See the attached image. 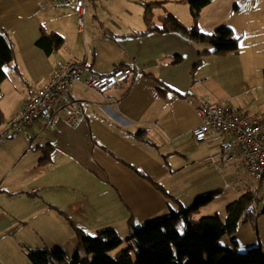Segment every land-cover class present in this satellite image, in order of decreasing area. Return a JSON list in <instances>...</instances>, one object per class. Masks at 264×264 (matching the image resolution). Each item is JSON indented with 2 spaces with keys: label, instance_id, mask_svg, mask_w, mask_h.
Returning a JSON list of instances; mask_svg holds the SVG:
<instances>
[{
  "label": "crops",
  "instance_id": "1",
  "mask_svg": "<svg viewBox=\"0 0 264 264\" xmlns=\"http://www.w3.org/2000/svg\"><path fill=\"white\" fill-rule=\"evenodd\" d=\"M144 1L148 0H85V24L79 27L71 5L59 0H0V29L7 30L12 39L25 36L33 46L31 51L16 45L17 75L27 81L22 69L34 72L43 66L37 69L39 79L32 77L35 87L22 89L6 105L0 103L5 119L47 81L56 60L76 64L83 75L105 74L120 67L132 70L104 99L75 85L60 106L29 125L26 131L43 130V140L36 147L44 144L45 161L43 156L38 160L32 151L36 147L32 149L27 138H0V264H30L27 254L35 248L59 246L67 253L73 251L77 246L74 231L57 210L88 234L98 228L117 230L118 225L124 231L129 217L143 224L178 208L177 203L168 204L150 181L164 183L174 178L167 184L173 193L165 189L174 197L201 180L205 184L190 196L214 192V199L223 193L218 185L223 172L233 170L239 179L247 171L232 136L210 131L205 141L196 142L192 129L201 121L195 111L204 102L243 113L264 125V0L239 6L237 15L223 11L225 0H212L201 10L198 31L211 33L219 26H229L239 45L236 53L202 56L193 75L192 64L210 45L177 32L126 35L144 29ZM116 2L120 11L111 7ZM187 11L170 12L190 27L188 7ZM41 28L63 37L61 48L50 55L34 45ZM26 51L40 64L31 63ZM8 70L15 72L10 65ZM234 95L240 105L226 100ZM3 99L1 89L0 102ZM75 100L83 115L75 126L65 129L58 116L63 104ZM55 119L64 132L62 128L46 130ZM140 129L146 131L148 143L129 136ZM82 143L88 148L87 159L77 154V145ZM229 183L226 177L225 184ZM255 183L236 195L259 187L261 196L264 189Z\"/></svg>",
  "mask_w": 264,
  "mask_h": 264
},
{
  "label": "trees",
  "instance_id": "2",
  "mask_svg": "<svg viewBox=\"0 0 264 264\" xmlns=\"http://www.w3.org/2000/svg\"><path fill=\"white\" fill-rule=\"evenodd\" d=\"M177 1L187 4L192 20L190 27L185 26L167 11L158 16L156 22L154 10L164 9L165 1L148 0L142 3L144 29L126 35L142 36L152 31L177 32L196 43L210 45L211 48L200 52L198 59L192 64V75L200 66L202 56L238 52L239 40L231 27L220 26L211 33L198 31L196 22L200 12L212 0ZM63 41L60 34L41 28L34 45L44 54L50 55L61 48ZM14 51V43L9 32L0 29V93L1 83L6 78L4 68L6 65H10L12 70L20 75ZM5 120L0 109V127ZM129 136L142 143H148L149 140L146 131L142 129L130 133ZM45 159L46 155L43 154L42 161ZM150 183L152 184L151 181ZM156 186L160 187L164 194L169 195L160 184ZM258 193L259 187L247 190L228 202L225 206L224 220L216 213L194 216L195 211L212 201L214 192L196 196L189 206H183L179 200L174 199L179 206L177 209L171 210L166 216L147 220L143 224H137L133 217H129L126 222L128 230L124 248L115 229L106 227L98 229L93 235L88 234L78 228L63 211L57 210L69 221L77 246L71 254L59 246L35 248L29 250L27 258L30 264H264V249L260 246L247 248L243 252H229L228 246L218 245V239L222 235L234 234L240 221L251 219L254 222L258 215L264 214V204L261 209L257 206L260 200Z\"/></svg>",
  "mask_w": 264,
  "mask_h": 264
},
{
  "label": "built area",
  "instance_id": "3",
  "mask_svg": "<svg viewBox=\"0 0 264 264\" xmlns=\"http://www.w3.org/2000/svg\"><path fill=\"white\" fill-rule=\"evenodd\" d=\"M70 4L77 16V25L85 24V0H59ZM132 74L130 67L115 68L109 73L83 75L76 64L56 60L50 77L35 89L23 106L9 117L1 134L24 133L29 125L39 116L53 112L70 95V91L79 84L102 96L111 88L124 82ZM63 125L65 129L75 126L83 115L79 101L63 104ZM200 123L192 129L196 142L205 141L209 132L228 134L233 137L238 151L244 158L249 175L264 189V125L255 118L243 113L229 111L219 104L204 102L196 108ZM264 204V192L259 197Z\"/></svg>",
  "mask_w": 264,
  "mask_h": 264
},
{
  "label": "rangeland",
  "instance_id": "4",
  "mask_svg": "<svg viewBox=\"0 0 264 264\" xmlns=\"http://www.w3.org/2000/svg\"><path fill=\"white\" fill-rule=\"evenodd\" d=\"M166 1L167 2L165 3L164 9L157 8L154 10V20L156 22H158L157 17L160 16L161 14H164L165 13L164 11L170 12V11L174 10L175 12H177V14H181V10L183 9L185 11V13L188 12L187 11V4L180 3L183 6H176V5L172 4L173 2L170 0H166ZM249 1H252V0H225V3L223 4V11L225 12L228 9L230 11V13L237 15L236 11L238 10L239 6H240V9L246 8ZM118 3L119 2L112 4L111 7L113 10H115V11L121 10L120 4L118 6ZM125 3H128V2H125ZM249 5H252V3L250 2ZM222 26H226V25H222ZM24 38H25V36L18 35L17 39H12V41L14 43V50H16V45L18 47V44H19L20 46L23 45L32 51L33 46H30L29 44H27L26 40ZM207 46H209V45H207ZM27 53L28 52L26 51V54ZM28 56H29V60L31 63H34L36 65L40 64L38 59L33 57L32 54H29ZM4 68H5V72H6V78L4 79L3 85L1 86L2 94L4 96V99L0 102L2 105H6L7 102L12 101L14 98L18 97V95L22 91V89L26 90L27 87H30V88L35 87L37 82L33 81L32 77L39 79L40 73H39V71H37V69L42 70L43 66L35 67L36 69L34 72H32V71H26L25 72L22 69L23 77H25V79L28 77L27 81H24V78H21L15 72L9 71L7 65ZM226 100L228 102H232L233 104H239L240 105V103H241V102H239V99L235 95L228 97ZM249 109H251V108H249ZM63 112L64 111H61L59 116H58V117H60V119L63 118V115H64ZM3 125H4V123L0 127V133H1ZM45 128L47 131H49V130L61 131V128H62V131L64 132L63 125L60 126V122L57 119H55L53 121V125H51V126L46 125ZM11 134H13V135H11ZM41 134H43V130L42 131L41 130H39V131L29 130V131H25L24 133H12L11 131H7V132L1 134L0 138H2V137H13V138L14 137H25L31 141L30 146H32V149H34L36 147V145L38 143L42 142V140H43L42 138H43L44 134L43 135H41ZM45 141H46V139L44 140V142ZM43 146H44V144H41L38 147H36L34 150H32V151H35V154L38 156V160L40 157L43 156V152H41V148ZM77 146H78V148H77L78 156L82 157L84 159H87L88 148L86 146V143H82L81 145H77ZM56 147L58 149H60V147L58 145ZM163 150H165V147L163 149H160L161 152ZM163 157H164V159L166 158L165 156H163ZM164 161L166 163V160H164ZM41 163H43V162H41ZM225 176L229 178V182H230L229 185L225 184V178H226ZM238 177H239V179H237L235 177L233 170L223 172L222 176H220V178H219L220 182L218 183V185L221 188H223V193L221 195L215 196V198L212 201H209L207 204L201 206L197 211L194 212V216L197 217V216L211 215V214L216 213L219 215V217L222 220H224L225 214H226L225 213V208H226L225 206L228 202H231L234 198H236V196H238V195H236V193L242 192L243 190H245L247 188V186H248V188L249 187L253 188V186L256 185V183H255L256 181L249 174H247L246 170H244L243 175L239 174ZM240 178H242V179H240ZM173 179L174 178H171V180H165L164 183L161 181L160 182L151 181V182H152V185H154L153 187L158 192H160L163 197H165L166 201H168L167 203L168 204H174V205L176 204L174 201V199H175L174 197H177L179 199V201H181V204L183 206L191 205L193 203V200L195 197H191L190 195L191 194L193 195L196 188H199L200 186L205 184V183L201 182V180H199L197 182V184H195L193 186L192 189H184L180 194H177V196H174V197L164 194L160 190V187L156 186L157 184H160V186L163 187L164 190L167 188V190L171 194V193H173L171 191L172 187H169L167 184L173 183ZM180 181H181V179L179 180V182ZM183 184H184V182L181 181L180 186L182 187ZM226 200H229V201L225 204L224 202H226ZM257 206L259 208L260 207L262 208V204H261L260 200L257 203ZM167 211H168V207L166 206V212ZM118 227H119V229H117V230L115 229V230L117 231L119 238L122 240V248H124L125 247L124 239L127 236V228H124V231H122V229H120L119 225H118ZM98 229H100V228H98ZM91 234L93 235L95 233H91ZM233 241H236L237 244H235ZM218 245L221 247H227L228 246L230 249L229 252H235V251L236 252H243L247 248H250L253 246H260L261 248L264 249V215H258L257 219H255L254 222H252L251 219H247L244 222L240 221L236 227V231L234 232V234L232 233V235H227V234L222 235L218 239ZM48 247H50V246H48ZM236 248H237V250H236ZM68 253L71 254V251H69ZM133 255H134V253H133ZM224 256H222V258Z\"/></svg>",
  "mask_w": 264,
  "mask_h": 264
}]
</instances>
